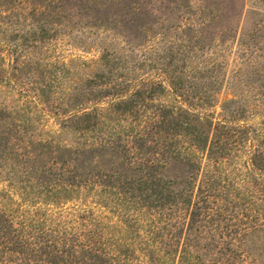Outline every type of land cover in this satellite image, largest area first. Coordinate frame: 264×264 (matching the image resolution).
Segmentation results:
<instances>
[{
  "label": "trees",
  "instance_id": "obj_1",
  "mask_svg": "<svg viewBox=\"0 0 264 264\" xmlns=\"http://www.w3.org/2000/svg\"><path fill=\"white\" fill-rule=\"evenodd\" d=\"M67 25L62 0H0V264H254L264 30L148 64L68 58Z\"/></svg>",
  "mask_w": 264,
  "mask_h": 264
},
{
  "label": "rangeland",
  "instance_id": "obj_2",
  "mask_svg": "<svg viewBox=\"0 0 264 264\" xmlns=\"http://www.w3.org/2000/svg\"><path fill=\"white\" fill-rule=\"evenodd\" d=\"M68 36L59 45L68 58H97L101 46L141 48L150 62L182 58H222L227 44L264 28V0H62ZM259 27V28H258ZM197 48L191 51L193 47ZM200 49V50H199ZM224 49V50H223ZM229 61L235 60L228 54ZM17 90L12 94H17ZM17 98V97H16ZM177 168L165 173L173 176ZM245 250L254 264H264V231L249 234ZM250 261V259H249Z\"/></svg>",
  "mask_w": 264,
  "mask_h": 264
}]
</instances>
